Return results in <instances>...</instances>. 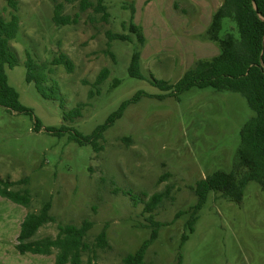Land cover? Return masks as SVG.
<instances>
[{
    "label": "rangeland",
    "instance_id": "1",
    "mask_svg": "<svg viewBox=\"0 0 264 264\" xmlns=\"http://www.w3.org/2000/svg\"><path fill=\"white\" fill-rule=\"evenodd\" d=\"M89 1L97 5L99 0ZM223 1L104 0L107 19L95 6L83 12L76 1L63 12L76 23L57 26L52 0H17L20 32L11 46L19 63L7 68L8 82L42 128L34 130L30 115L0 106V178H28L11 189L26 187L31 195L29 207L0 196V264H56V251L22 255L16 249L26 214L45 202L51 203L55 221L33 240L55 238L59 224L88 219L93 251L83 256V264L89 259L90 264H123V257L150 237L145 202L168 187L171 197L152 213L161 226L144 264H174L179 257L183 264H264V191L255 181L246 184L240 203L209 193L193 232L187 227L198 203L193 188L216 171L233 169L240 130L253 115L247 101L213 87L170 95L174 89L151 84L154 79L174 84L197 61L219 53L209 29ZM3 8L7 17L6 0H0ZM223 25L226 30L232 23ZM27 52L46 64L48 97L27 81ZM136 52L144 79L129 74ZM61 54L72 61V71L55 62ZM103 69L109 76L97 85ZM137 92L143 95L107 127L98 150L95 144L70 141L71 131L91 134ZM80 105V116L71 119L68 112ZM47 127L63 131L52 135ZM105 227L110 248L98 249L95 237Z\"/></svg>",
    "mask_w": 264,
    "mask_h": 264
},
{
    "label": "trees",
    "instance_id": "2",
    "mask_svg": "<svg viewBox=\"0 0 264 264\" xmlns=\"http://www.w3.org/2000/svg\"><path fill=\"white\" fill-rule=\"evenodd\" d=\"M10 8L8 16H4L5 8L0 9V106L24 113L34 118V130L42 128V122L33 116L30 108L21 103L18 92L9 84L7 68H13L19 63L17 53L13 50L11 42L20 32V17L18 14L17 0H6ZM54 5L53 22L57 26L76 23L70 15L64 14L67 4L78 1L84 12L91 6L103 12V18L107 19L109 12L104 0H99L97 5L89 0H52ZM232 23L229 29L224 30L223 21ZM131 29L138 32L139 28L131 24ZM209 34L213 42L219 46V53L210 60H199L189 68L185 74L174 84L164 80H151V84L163 91L174 89L171 94H179L197 87H213L219 90H228L240 93L247 101L253 115L240 130V144L236 152V158L232 171H216L200 181L193 190L198 197V203L194 207L192 216L187 223L190 232L198 219L197 213L206 203L209 193L214 192L220 197L242 201L243 191L250 181L257 182L264 191V0H224L212 18ZM141 36V35H140ZM115 39H129V36L115 34ZM141 38V37H140ZM57 64L64 65L68 71H72V61L66 54L55 58ZM25 66L28 70L27 81L34 82L36 90L45 98L48 97V72L46 64L39 63L29 52ZM131 77L144 79L141 71L139 54L136 52L129 66ZM109 76V70L103 69L96 84H102ZM57 85V84H54ZM143 95L137 92L132 99L122 102L117 111L113 112L104 124L99 125L89 135H83L77 130L71 131L70 141L81 145L95 144L102 137L103 132L117 118H119L129 103L138 100ZM163 96H157L163 98ZM81 106L68 112L71 119L81 114ZM46 130L52 135L60 134L63 130L56 131L53 127ZM70 130V129H69ZM61 135V134H60ZM28 178L12 182L0 178V196L13 203L29 207L31 195L28 189H11L15 184H26ZM171 187L163 192L153 193L145 202V212L149 213L147 220L152 229L150 237L134 253L126 254L123 264H144L148 248L158 238L161 224L153 219L152 213L171 197ZM51 203L45 202L40 210L28 212L21 223L16 249L22 255L31 253L34 255H51L56 251V264H83V256L89 255L93 249L87 238L93 227V222L84 220L81 224H59L55 238L47 237L33 240L37 231L47 223L54 222L51 215ZM188 235L182 236L185 242ZM95 247L98 249L110 248L108 242L107 227L95 237ZM89 259L87 264H90ZM174 264H183L181 257Z\"/></svg>",
    "mask_w": 264,
    "mask_h": 264
}]
</instances>
